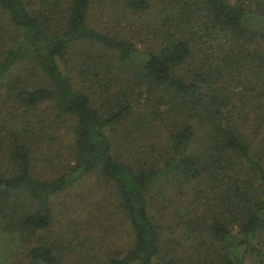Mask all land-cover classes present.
<instances>
[{"label": "trees", "instance_id": "obj_1", "mask_svg": "<svg viewBox=\"0 0 264 264\" xmlns=\"http://www.w3.org/2000/svg\"><path fill=\"white\" fill-rule=\"evenodd\" d=\"M0 16V264H264V0Z\"/></svg>", "mask_w": 264, "mask_h": 264}, {"label": "rangeland", "instance_id": "obj_2", "mask_svg": "<svg viewBox=\"0 0 264 264\" xmlns=\"http://www.w3.org/2000/svg\"><path fill=\"white\" fill-rule=\"evenodd\" d=\"M245 1H247V0H245ZM117 8L118 7L115 4H112V3L111 4L99 3V4L94 5V8H92L91 13H92L93 18L97 22L101 20L100 24H99L101 26L102 25L101 23L106 21V16L109 17L110 19H112L114 16L118 15ZM124 17L127 18L126 21L123 19ZM124 17L123 16L118 17L119 21L117 19H115V21H110L109 25L103 24L102 26L104 27V30H106V31H108L110 33H115V32L118 31V33L124 34V36L126 38H131L132 42L136 43V47H137V46L140 45V43L138 41L143 39V36L141 34L137 35V32H136L138 30V29H136L137 28L136 25H137V22H138V16L136 14L133 15V14H130V13L129 14L125 13ZM0 22H6V20H4V18L2 16H0ZM128 22H132V24L129 25ZM92 24H93L92 26H94L95 21L92 20ZM132 30H134V31L136 30V31L132 32ZM9 32L11 33V34L8 33L9 34V45H10L11 44V38H13V32L10 29H9ZM5 38H7V35L5 36ZM5 41H6V39H5ZM6 42L8 43V40ZM69 53H70L69 54L70 59L75 60V53H73L72 50H70ZM70 62H68L66 64V66L63 68L64 71L67 72L69 70ZM250 77H249V75H246V76H243V77H241L239 79H235L232 82L233 83V86H232L233 89L239 91L240 90V86H236V84L240 83V82H243V84L241 86V90L243 89L242 87H244V86L250 87V84L248 82ZM95 90L98 91L97 88H95ZM0 94L2 95V88L1 87H0ZM1 103L2 102H0V109H1L2 113H0V115H4L3 109L4 108L5 109H9V107L7 105H3ZM40 109L43 110L42 117H46L50 113V109H49L48 105H46V106L45 105H41ZM11 112H14V110H11ZM64 145H62V147H60V149L65 151V153H66V149L64 148ZM56 203H57V200L55 201L54 206L56 205ZM55 210H58V207H56ZM179 223H180V221H179ZM55 225H57V224H55ZM119 229L121 231V227ZM122 236L123 235L121 234V237Z\"/></svg>", "mask_w": 264, "mask_h": 264}]
</instances>
